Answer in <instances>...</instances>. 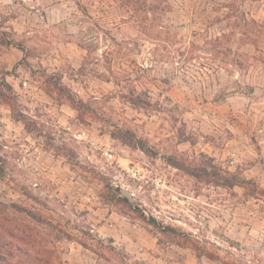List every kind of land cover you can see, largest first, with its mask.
I'll return each instance as SVG.
<instances>
[{"label":"clouds","instance_id":"obj_1","mask_svg":"<svg viewBox=\"0 0 264 264\" xmlns=\"http://www.w3.org/2000/svg\"><path fill=\"white\" fill-rule=\"evenodd\" d=\"M0 264H264V0H0Z\"/></svg>","mask_w":264,"mask_h":264},{"label":"rangeland","instance_id":"obj_2","mask_svg":"<svg viewBox=\"0 0 264 264\" xmlns=\"http://www.w3.org/2000/svg\"><path fill=\"white\" fill-rule=\"evenodd\" d=\"M122 163H126V162H123V161H122Z\"/></svg>","mask_w":264,"mask_h":264}]
</instances>
